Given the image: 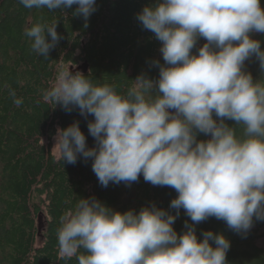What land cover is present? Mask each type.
Segmentation results:
<instances>
[{"label": "clouds", "instance_id": "clouds-1", "mask_svg": "<svg viewBox=\"0 0 264 264\" xmlns=\"http://www.w3.org/2000/svg\"><path fill=\"white\" fill-rule=\"evenodd\" d=\"M19 2L49 11L76 5L85 26L97 10L96 0ZM137 20L161 42L164 64L152 61L158 80L140 74L121 95L114 85L62 70L42 95L67 112L94 117L87 124L94 147L79 121L57 128L53 148L63 162L91 159L102 187L130 186L141 174L153 186L172 187L178 195L169 207L176 214L155 204L121 213L95 197L81 198L60 219L59 251L76 255L78 264H226L230 241L210 230L198 240L194 225L215 217L246 235L254 217L264 221V83L242 70L254 55L264 71L261 42L250 37L264 33V9L260 0H159ZM56 28L57 22L26 27L32 51L49 57L63 38ZM199 38L206 43L193 54ZM225 119L244 126L243 138ZM197 132L211 138L198 141ZM180 209L193 223L178 235L173 224ZM80 248L87 254H77Z\"/></svg>", "mask_w": 264, "mask_h": 264}, {"label": "trees", "instance_id": "trees-1", "mask_svg": "<svg viewBox=\"0 0 264 264\" xmlns=\"http://www.w3.org/2000/svg\"><path fill=\"white\" fill-rule=\"evenodd\" d=\"M158 2L96 0L97 10L85 26L83 17L74 15L76 5L49 11L25 8L19 0H0V264H78L76 255L69 258L60 253L57 229L61 217L74 209L81 198L95 197L121 213L129 209L139 212L142 207L155 204L176 214L169 207L178 195L172 187L153 186L142 174L130 186L110 182L102 187L92 170L91 159L78 157L75 164L63 162L53 148L57 128L79 121L87 146L94 147L95 140L87 127L94 117L85 118L78 109L67 112L44 101L42 95L54 84L58 72L86 62L88 72L80 73L94 84L114 85L121 95L127 94L140 74L158 80L159 67L152 61L164 64L159 50L161 42L137 20L145 6ZM260 5L264 9V0H260ZM37 22H57L56 30L63 37L47 58L32 51L31 41L25 35V28ZM250 37L259 40L264 50V33L253 32ZM204 43L206 40L199 38L192 53L198 54ZM242 70L250 73L254 82L264 83V71L254 55L245 60ZM157 93L158 88H153L152 94ZM16 99L22 100L19 106ZM213 118L220 119L215 113ZM224 122L235 130L237 137L243 138V125L230 119ZM208 139L209 135L197 132L198 141ZM42 218L45 222L41 231ZM207 220L218 231L228 228L225 222L209 217L194 225L197 238L203 237ZM253 221L261 232L264 221L255 217ZM185 222L193 223L180 209L173 224L178 235L186 230ZM262 252L260 249L258 256L244 258V264H264ZM77 254L87 253L80 248Z\"/></svg>", "mask_w": 264, "mask_h": 264}, {"label": "flooded vegetation", "instance_id": "flooded-vegetation-1", "mask_svg": "<svg viewBox=\"0 0 264 264\" xmlns=\"http://www.w3.org/2000/svg\"><path fill=\"white\" fill-rule=\"evenodd\" d=\"M212 220V219H210ZM223 223L224 221L218 220ZM211 221L207 220L205 223L207 226L206 231H212L213 233L223 234L226 239L230 241V248L226 253V264H244L245 259L254 258L257 255L258 251L261 249L264 254V236L259 237L260 234L264 233V225L262 226L261 232H259L258 224L253 221V226L248 231L249 233H253L251 236H241L239 233L229 229V228H219L220 231L217 230L216 227L212 226ZM209 224V225H208ZM264 224V223H263ZM201 241L203 237H198ZM198 239V240H199ZM260 242L262 244L260 245ZM213 247L215 244L210 241Z\"/></svg>", "mask_w": 264, "mask_h": 264}, {"label": "water", "instance_id": "water-1", "mask_svg": "<svg viewBox=\"0 0 264 264\" xmlns=\"http://www.w3.org/2000/svg\"><path fill=\"white\" fill-rule=\"evenodd\" d=\"M74 67V66H73ZM88 69H89V65H88V62H86V63H84V64H82L81 66H78L75 70H73L72 72H73V74H75V72H83V73H86V72H88ZM170 111H174V110H171L170 109ZM211 137H210V135H209V139H210ZM40 226H41V231H42V224H40Z\"/></svg>", "mask_w": 264, "mask_h": 264}, {"label": "rangeland", "instance_id": "rangeland-1", "mask_svg": "<svg viewBox=\"0 0 264 264\" xmlns=\"http://www.w3.org/2000/svg\"><path fill=\"white\" fill-rule=\"evenodd\" d=\"M82 64H80L79 66H81ZM78 66H69V68H68V70H70V71H73V70H75L76 68H77ZM170 111V110H169ZM54 143H55V141H54ZM54 153L58 156V154H57V151H56V149L54 148ZM44 219L42 218L41 219V221H40V224H42V225H44ZM262 244V242H260V245Z\"/></svg>", "mask_w": 264, "mask_h": 264}]
</instances>
